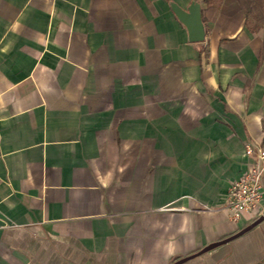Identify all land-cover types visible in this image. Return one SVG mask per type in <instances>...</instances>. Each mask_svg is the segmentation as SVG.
Masks as SVG:
<instances>
[{
    "label": "crops",
    "instance_id": "1",
    "mask_svg": "<svg viewBox=\"0 0 264 264\" xmlns=\"http://www.w3.org/2000/svg\"><path fill=\"white\" fill-rule=\"evenodd\" d=\"M248 140L264 0H0V264H264Z\"/></svg>",
    "mask_w": 264,
    "mask_h": 264
},
{
    "label": "built area",
    "instance_id": "2",
    "mask_svg": "<svg viewBox=\"0 0 264 264\" xmlns=\"http://www.w3.org/2000/svg\"><path fill=\"white\" fill-rule=\"evenodd\" d=\"M245 153L249 159L248 167L230 183L227 191L226 207L234 221L246 212L255 217L264 215V147L248 140Z\"/></svg>",
    "mask_w": 264,
    "mask_h": 264
},
{
    "label": "water",
    "instance_id": "3",
    "mask_svg": "<svg viewBox=\"0 0 264 264\" xmlns=\"http://www.w3.org/2000/svg\"><path fill=\"white\" fill-rule=\"evenodd\" d=\"M173 7H174L176 13L178 14V16L180 17V19L188 26V28L190 30L191 39L193 41H202L205 37V30H204V25H203V22L201 19V12H200L199 4L194 2L188 10H184L177 5H174ZM263 219H264V215L261 216L253 225L258 224ZM249 228H251V226L246 228V230H248ZM246 230H244V231H246ZM227 241H229V239L223 240L221 242H215L213 244L206 246L202 251H208L211 248L219 245L220 243H224ZM184 259H186V258H184ZM184 259H181L177 262H174L173 264H179L182 261H184Z\"/></svg>",
    "mask_w": 264,
    "mask_h": 264
}]
</instances>
